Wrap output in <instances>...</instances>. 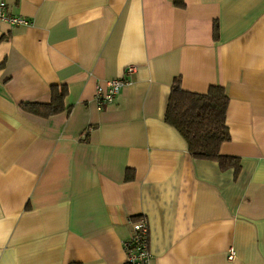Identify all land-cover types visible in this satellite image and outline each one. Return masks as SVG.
I'll use <instances>...</instances> for the list:
<instances>
[{
	"label": "crops",
	"instance_id": "1",
	"mask_svg": "<svg viewBox=\"0 0 264 264\" xmlns=\"http://www.w3.org/2000/svg\"><path fill=\"white\" fill-rule=\"evenodd\" d=\"M185 1L6 0L31 24L0 21V264H128L142 215L151 264H264V0ZM176 78L226 89L238 175L166 121ZM54 85L66 110L22 108Z\"/></svg>",
	"mask_w": 264,
	"mask_h": 264
},
{
	"label": "trees",
	"instance_id": "2",
	"mask_svg": "<svg viewBox=\"0 0 264 264\" xmlns=\"http://www.w3.org/2000/svg\"><path fill=\"white\" fill-rule=\"evenodd\" d=\"M176 7L186 6L185 0H172ZM49 103H22L24 110L42 117H50L66 110V85H54ZM230 97L221 85H213L206 93L184 90L180 78L173 82L166 121L174 126L186 139L194 158L218 161L222 169H241L240 159L223 155L220 151L224 142L230 140L227 111Z\"/></svg>",
	"mask_w": 264,
	"mask_h": 264
},
{
	"label": "built area",
	"instance_id": "3",
	"mask_svg": "<svg viewBox=\"0 0 264 264\" xmlns=\"http://www.w3.org/2000/svg\"><path fill=\"white\" fill-rule=\"evenodd\" d=\"M0 21L12 25L29 26L31 24V21L26 17L11 13L6 0H0ZM126 72L128 74L136 72V66H128ZM127 83H129L128 78L122 76L108 80L105 84H99L95 97L99 107L114 103L122 88ZM131 225L133 228V235L124 243L128 264H151L152 252L150 248V226L148 219L143 215L139 216V218L131 221ZM235 257L236 252L231 248L228 258L232 261Z\"/></svg>",
	"mask_w": 264,
	"mask_h": 264
}]
</instances>
